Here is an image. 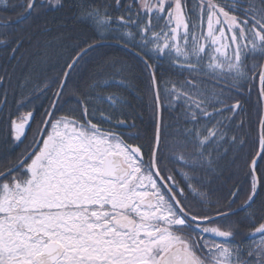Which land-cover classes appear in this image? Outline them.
Returning a JSON list of instances; mask_svg holds the SVG:
<instances>
[{
    "label": "snow or ice",
    "instance_id": "6c2138e0",
    "mask_svg": "<svg viewBox=\"0 0 264 264\" xmlns=\"http://www.w3.org/2000/svg\"><path fill=\"white\" fill-rule=\"evenodd\" d=\"M243 2L248 4L247 8H237L235 4L229 8L212 0H199L198 21L189 17L182 0H134L148 17L143 24L140 12L134 13L131 3L127 6V18L121 15L113 19L107 12L101 14L98 8L85 12L98 27L114 24L117 27L113 31L117 33L120 28L136 29L119 34L117 41L120 47L143 61L149 74L157 106L155 145L146 161L141 146L129 144L117 132L102 131L87 119L88 105L79 97L72 98L77 100L84 122L68 116L57 117L56 111L60 109L54 101L50 105L52 111L46 110L45 118L37 126L35 135L39 139L33 140L37 147L14 166L23 170V177L12 176L10 181L0 182V264H264V217L254 228V233L260 234L259 242L244 248L231 243L240 231L238 222L227 228L216 223L250 209L258 191L264 190V169L257 174L258 161L264 163V119L260 151L251 157L249 165L250 190L242 204L233 207L239 199V189L230 191V199L224 204L219 199H210L208 192L193 184L196 181L206 187L201 183L202 178L188 172H181L187 181L181 187L171 170L161 168L159 163L163 159L158 156L160 96L156 67L148 59L166 54L177 67L194 74V79L210 73L220 80L229 78L228 91L240 89L243 81L253 78L249 72L257 67L246 65L247 56L264 54V0L259 4L255 0ZM0 3L7 5L8 0ZM116 3L119 5L120 0ZM36 5L37 0L21 5L25 11L16 22L26 20ZM237 11L244 18L234 14ZM153 14L157 20L164 21L159 32L153 30L158 26L152 24ZM103 46V43L89 44L67 65L60 90L55 93L58 99L79 62L94 48ZM205 57L206 64L202 63ZM259 81L264 95V65H260ZM185 83L195 90L193 94L180 91L175 85L166 91L176 101L183 100L185 115L192 123H198L199 118L212 120L225 111L234 112L242 107L239 100L227 103L231 97L223 90L206 95V90L194 81ZM98 99L107 100L113 108L124 103L118 96ZM89 103L93 104L94 119L113 122L94 101ZM209 105L221 107L209 112ZM32 118L33 113L28 112L10 120L14 141L25 135ZM115 126L135 127L119 120ZM224 127V121H216L213 128L205 129L206 135L189 130L186 137H193L199 150L189 155L174 150L173 155L194 171L215 173L216 161L205 156L203 149L209 143L219 142L222 147L228 142ZM124 135L133 140L139 138L138 133ZM230 139L236 143L235 137ZM188 143L186 138L177 143V148L187 147ZM12 172L13 168L7 170L8 175ZM4 176L0 172V177ZM185 188L190 191L186 192ZM190 196L199 202L200 211L188 203ZM246 219L254 223L255 213H249ZM206 237L219 238V242Z\"/></svg>",
    "mask_w": 264,
    "mask_h": 264
},
{
    "label": "trees",
    "instance_id": "16d2710c",
    "mask_svg": "<svg viewBox=\"0 0 264 264\" xmlns=\"http://www.w3.org/2000/svg\"><path fill=\"white\" fill-rule=\"evenodd\" d=\"M28 0H8V4L0 3V172H6L10 164L6 160L5 153L8 148L15 147L12 139L10 120L32 112L36 116V122L41 124L45 118L46 110L50 111V105L55 101L60 90V81L64 79V73L68 71L67 65L77 56L81 49L89 44L99 42H115L117 36L125 31L136 32L135 28H120L119 33L113 31L116 25L108 28L98 27L92 20L87 18L85 12L94 8L101 10V14L107 12L113 19L124 15L127 18V6L133 4V12H140V23L143 24L148 17L139 8L134 0H37L36 8L31 15L22 22L15 23L19 14L25 11L21 5H26ZM213 3L229 8L235 4L237 8H247L248 4L243 0H212ZM257 4L260 0H255ZM199 0H182L186 13L193 21H198ZM15 6V7H13ZM196 11H193V9ZM234 14L244 18L242 12ZM154 31L164 28V21L157 20L152 15ZM166 31V29H164ZM206 30V22H205ZM104 33V35H101ZM138 39V37H137ZM119 44V43H118ZM130 47V46H129ZM139 51V49H136ZM155 54H153L154 56ZM149 62L156 67V80L159 89L162 122L161 141L158 156L163 157L159 163L165 164V168L184 187L187 183L181 176V172H188L201 177V184H193L202 191L209 193L212 200H220L221 204L227 202L230 191L240 190L239 199L233 207L242 204L250 190L249 165L251 157L260 151V126L264 112V95L261 94L259 81L260 65H264V54H249L245 60L251 68L257 65L254 72H249L253 78L243 81V86L238 90L228 91L229 78L218 79L212 74H200L194 79V74L177 67L168 55L158 59L149 58ZM181 63H185L181 61ZM202 63H207L205 57ZM192 80L199 88L206 90V95L213 92L225 91L231 99L227 103H235L239 100L241 108L234 112L225 111L212 120L198 118V123L188 120L185 113L183 100L176 101L168 94L175 85L180 91L193 94L185 82ZM107 86L92 87L93 85ZM119 82V83H117ZM168 90V91H166ZM91 94V95H88ZM77 96L88 105L89 115L87 119L99 125L103 130L113 129L120 131L123 138L129 144L142 147L146 156H150L151 147L155 145L154 133L157 123V106L154 100L155 92L150 87L149 74L144 63L127 49L104 45L94 48L79 62L75 71L68 78L67 88L60 98L56 116H68L84 122ZM118 96L124 103H118L113 108L107 100L98 97ZM202 99L203 97H196ZM224 98V97H222ZM112 117V123H107L99 118H93V104ZM67 101V103H65ZM220 105H209L208 111L219 108ZM70 109H76L70 111ZM227 118V119H226ZM123 121L126 124H134V128L116 127L115 122ZM216 121H224V131L227 133L228 142L209 143L204 147V154L216 161L215 173L207 170H193L178 162L173 155L174 150L189 155L198 151L199 147L194 143V138L186 137L189 130H197L201 135H206L205 129L213 128ZM35 130L32 128L31 133ZM125 133H138V139H129ZM29 135V137H30ZM231 137L236 138V143L231 142ZM187 138V147L177 148L178 142ZM22 146L23 144H19ZM225 149L227 152L225 153ZM145 156V157H146ZM223 158H220V157ZM264 169V163L258 161L257 174ZM3 181V180H2ZM0 181V182H2ZM186 192L190 190L185 188ZM195 211H200V204L193 200L189 201ZM216 205H213L215 207ZM264 190L258 191L255 203L250 209L240 211L231 216L227 221H217L222 228H227L234 222L239 223L240 231L235 236L234 242L242 248L259 242L260 234L254 233L261 218L264 217ZM255 213V222L246 219L249 213Z\"/></svg>",
    "mask_w": 264,
    "mask_h": 264
},
{
    "label": "flooded vegetation",
    "instance_id": "af4514ba",
    "mask_svg": "<svg viewBox=\"0 0 264 264\" xmlns=\"http://www.w3.org/2000/svg\"><path fill=\"white\" fill-rule=\"evenodd\" d=\"M33 116H34V118H33V121L31 123V127H30L28 134H27L26 138L24 139V141H18V142L15 141V144H16L15 147L8 148L7 152L5 153L6 160H8V162L10 163L7 166V170L9 168H15L14 166L17 165V162L20 159H22L25 155H27L29 152H31L36 146V144L33 143V140H34V138L37 140L39 139V137H37L35 134H36L37 126L40 125V123L36 122L35 114H33ZM33 127H35V130L30 135V132H31ZM101 130L102 131H113V132H117L119 134L121 133L120 131L113 130V129H108V130L101 129ZM29 135H30V137H29ZM19 144H23V145L20 146ZM145 156L146 155L144 154V159L147 161L149 156H146V157ZM160 166H161V168H165L166 165L163 163H160ZM7 170H6V172H7ZM23 175H24L23 170L19 168L17 171H15L14 173H12L8 177H6L4 180L10 181L12 179V176L22 178ZM177 181L180 183L179 180H177ZM180 185H181V183H180ZM181 187H183V186L181 185ZM206 238H214V237H206ZM214 239H217V242H219V238H214ZM231 243L233 246L237 245V244H235L234 240L231 241ZM239 246H245V245H239Z\"/></svg>",
    "mask_w": 264,
    "mask_h": 264
},
{
    "label": "water",
    "instance_id": "95a60500",
    "mask_svg": "<svg viewBox=\"0 0 264 264\" xmlns=\"http://www.w3.org/2000/svg\"><path fill=\"white\" fill-rule=\"evenodd\" d=\"M32 13V12H31ZM31 15V14H30ZM30 15H28V16H30ZM106 45H113V46H117V47H120L119 46V44L118 43H107ZM121 48H123V47H121ZM124 49H126V48H124ZM142 61V60H141ZM143 62V61H142ZM158 86V85H157ZM160 96V95H159ZM59 100H60V98L58 99L57 97H56V99H55V102H56V104L58 105V102H59ZM263 100H264V98H263ZM50 111H52V109L50 110ZM33 118H34V116H33ZM33 118H32V120H30L29 121V124H28V126L26 127V129H25V135L21 138V140L20 141H24V139L26 138V136H27V134H28V131H29V129H30V127H31V123H32V121H33ZM159 119H160V121L162 122V107H161V101L159 100ZM262 119H264V112H263V116H262ZM262 133V128H261V126H260V134ZM37 147V145L35 146V148ZM34 148V149H35ZM19 168H13V172L12 173H14L15 171H17ZM11 173V174H12ZM9 175L7 174V172H5V176L4 177H0V181L1 180H3V179H5L6 177H8ZM243 211V210H242Z\"/></svg>",
    "mask_w": 264,
    "mask_h": 264
},
{
    "label": "bare ground",
    "instance_id": "6f19581e",
    "mask_svg": "<svg viewBox=\"0 0 264 264\" xmlns=\"http://www.w3.org/2000/svg\"><path fill=\"white\" fill-rule=\"evenodd\" d=\"M15 23H17V22L15 21ZM99 43H103L104 45H106L107 43H115V42H99ZM99 43H97V44H99Z\"/></svg>",
    "mask_w": 264,
    "mask_h": 264
}]
</instances>
